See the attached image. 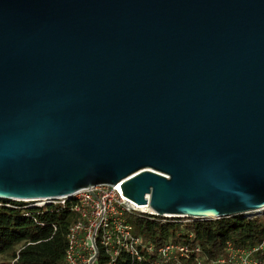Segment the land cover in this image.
Returning <instances> with one entry per match:
<instances>
[{
	"label": "water",
	"instance_id": "95a60500",
	"mask_svg": "<svg viewBox=\"0 0 264 264\" xmlns=\"http://www.w3.org/2000/svg\"><path fill=\"white\" fill-rule=\"evenodd\" d=\"M103 184L264 211V0H0V201Z\"/></svg>",
	"mask_w": 264,
	"mask_h": 264
},
{
	"label": "trees",
	"instance_id": "16d2710c",
	"mask_svg": "<svg viewBox=\"0 0 264 264\" xmlns=\"http://www.w3.org/2000/svg\"><path fill=\"white\" fill-rule=\"evenodd\" d=\"M0 264H62L69 228L77 220L70 204L27 209L23 202L0 201ZM133 231L155 248L173 243L189 249L186 264L201 260L213 264L227 254V245L251 250L264 243V215L245 219L239 216L209 221H167L141 215L131 217ZM55 228V230H54ZM196 248L199 250L196 251ZM251 258H264V247ZM116 264H132L123 254ZM144 264H164L156 254L147 255Z\"/></svg>",
	"mask_w": 264,
	"mask_h": 264
},
{
	"label": "built area",
	"instance_id": "2783aa9c",
	"mask_svg": "<svg viewBox=\"0 0 264 264\" xmlns=\"http://www.w3.org/2000/svg\"><path fill=\"white\" fill-rule=\"evenodd\" d=\"M68 203L71 211L77 215V220L69 228L62 264H116L123 254L131 259L132 264H144L146 256L153 254L159 256L164 264H186L185 260H181L189 253L185 245L168 243L155 248L151 243H144L134 233L129 218L145 215L149 218H161L164 222H186L191 219L158 217L147 206H139L124 197L120 184L84 188L71 198L27 203V209L49 205L65 207ZM263 215L264 211L250 219ZM263 247L264 243L247 251L234 249L228 244L226 256L213 264H264V258H251L252 253ZM194 264H202V261L197 260Z\"/></svg>",
	"mask_w": 264,
	"mask_h": 264
},
{
	"label": "bare ground",
	"instance_id": "6f19581e",
	"mask_svg": "<svg viewBox=\"0 0 264 264\" xmlns=\"http://www.w3.org/2000/svg\"><path fill=\"white\" fill-rule=\"evenodd\" d=\"M170 217H174L176 219H182L183 218V216H170Z\"/></svg>",
	"mask_w": 264,
	"mask_h": 264
},
{
	"label": "rangeland",
	"instance_id": "374dc122",
	"mask_svg": "<svg viewBox=\"0 0 264 264\" xmlns=\"http://www.w3.org/2000/svg\"><path fill=\"white\" fill-rule=\"evenodd\" d=\"M25 205H27V202L26 203H24ZM129 221H130V218H129Z\"/></svg>",
	"mask_w": 264,
	"mask_h": 264
}]
</instances>
